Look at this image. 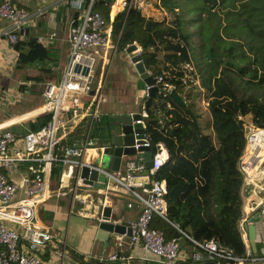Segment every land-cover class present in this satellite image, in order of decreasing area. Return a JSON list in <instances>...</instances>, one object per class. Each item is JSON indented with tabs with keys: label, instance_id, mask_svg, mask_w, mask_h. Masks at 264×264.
I'll return each instance as SVG.
<instances>
[{
	"label": "trees",
	"instance_id": "obj_1",
	"mask_svg": "<svg viewBox=\"0 0 264 264\" xmlns=\"http://www.w3.org/2000/svg\"><path fill=\"white\" fill-rule=\"evenodd\" d=\"M154 5L173 14L169 24L151 23L140 9L129 8L127 25L116 40L118 50L136 42L145 69L170 83L183 99L175 101L167 90L142 99L149 145L154 150L162 142L167 151L151 175L164 181L165 218L154 215L150 224L165 238L202 242L214 237L243 255L237 228L242 182L237 160L245 142L242 122L264 126V0H154ZM108 7L93 3L105 18ZM122 16L117 12L113 17V37L114 21ZM13 46L17 66L51 56L34 39H17ZM49 117V112L39 113L27 121V130ZM107 123L104 115L93 123L90 135L97 144L109 133ZM80 134L78 126L59 143L68 144ZM21 165L27 170V163ZM59 169L60 161L52 163L50 176ZM184 259L181 264L190 258ZM214 263L205 257L197 261ZM89 264L113 263L92 259Z\"/></svg>",
	"mask_w": 264,
	"mask_h": 264
},
{
	"label": "built area",
	"instance_id": "obj_2",
	"mask_svg": "<svg viewBox=\"0 0 264 264\" xmlns=\"http://www.w3.org/2000/svg\"><path fill=\"white\" fill-rule=\"evenodd\" d=\"M94 1L70 0L76 15L67 27V60L58 80L43 82L41 103L37 108L40 113L49 112L50 117L38 128L22 133L0 127V264H44L40 249L53 237L47 228L38 224V205L47 193L45 175L56 161L72 164L78 175V168L82 164L92 166L103 153L104 146L97 144L90 135L92 122L100 116V103L105 100V71L97 64L95 51L102 58L106 52L113 53L128 9L137 8L145 14V7L150 4L147 0H113L105 18L93 8ZM117 12H123L122 23L113 37L112 21ZM0 18L7 21L0 32L5 34L8 42L14 43L18 37L17 31L29 20V11L14 5L11 0H0ZM94 47L96 50L92 49ZM136 49L138 51V45ZM75 65L78 66L77 70L74 69ZM155 81L157 85L161 82L162 86L158 87L162 90L172 88L160 76H155ZM145 114L144 109L140 110V120ZM242 125L247 127V131L244 132L245 142L237 167L242 173V181H248L253 190L257 187L254 180L264 174V126L251 121L242 122ZM78 126H81V134L71 140L74 143H59ZM139 144L150 147L145 134L134 147ZM155 145L154 150L150 147L151 164L144 176L145 182L137 183L140 191L133 189L135 185L131 182V177L136 174L134 170L143 168L140 155L135 160L127 161L122 175H112L114 182L127 187L140 202L139 213L128 222L129 234L125 243L128 247L139 246L157 260L170 262L180 257L178 238H165L160 228L150 224L154 215L165 218L164 181L151 175L167 157V151L162 142ZM93 155L97 157L87 159ZM20 163H27V171L21 173L19 182H15L10 174ZM105 174L110 175L107 171ZM258 210L264 216V206ZM245 220L243 215L237 220V228L244 241L243 255L236 254L217 238L211 237L202 242L189 238L192 247L185 256L196 262L205 257L214 260V264L220 261L223 264H254L257 260H264V235L255 239V251L251 254L246 243ZM116 237V241L121 240ZM108 258L120 256L111 253Z\"/></svg>",
	"mask_w": 264,
	"mask_h": 264
},
{
	"label": "crops",
	"instance_id": "obj_3",
	"mask_svg": "<svg viewBox=\"0 0 264 264\" xmlns=\"http://www.w3.org/2000/svg\"><path fill=\"white\" fill-rule=\"evenodd\" d=\"M11 2L29 11V20L17 31V39H34L51 51L49 59L17 66V51L13 46L16 41L8 42L5 34L0 32V127L22 133L27 130V121L33 120L40 113L37 108L41 103L40 91L43 82L56 81L61 75L62 67L67 60V27L74 19L76 11L70 0H11ZM110 17L111 15L109 19ZM6 22L0 18V29L7 24ZM92 49L96 50L95 47ZM95 52L97 64L105 71L104 77L108 82L104 88L105 100L100 103V115L106 117L109 130L112 128L111 121L119 113H139L142 110L145 83L138 76L123 49L116 57L114 52H106L103 58L102 55L98 56L97 50ZM98 52L101 53L100 49ZM107 137L102 140L101 145ZM72 143L74 141L68 144ZM138 155L136 154L134 160ZM95 156L87 159L91 160ZM21 164L10 174V178L15 182H19L21 173L27 171L22 169ZM125 169L126 163L121 165L120 172L109 173L119 176ZM141 170H134L136 174L131 177V182L135 185L132 188L136 191H140L137 183L143 184L146 179L144 177L146 175L140 174ZM45 178L47 193L38 205V224L47 228L53 237L40 249L44 264H89L92 259L113 264H181L187 257L185 255L191 249L192 243L183 236L177 237L180 257L170 262L157 260L139 246L128 247L125 243L126 234H110L106 239L95 237L99 216L97 194H100L103 203L111 205L120 219L129 222L139 213L140 202L127 187L107 181L105 188L92 189L81 182L72 164L62 162L57 174L50 176L47 173ZM254 181H257V187L253 190L248 181H242L240 185L241 215L246 218L245 222L255 212L262 215L258 209L264 206V174ZM254 225L255 239L262 238L264 216ZM116 236L121 240L116 241L118 239ZM248 250L253 253L249 246ZM111 253L117 254L120 258H108ZM183 264L197 262L189 259ZM254 264H264V260H257Z\"/></svg>",
	"mask_w": 264,
	"mask_h": 264
},
{
	"label": "water",
	"instance_id": "obj_4",
	"mask_svg": "<svg viewBox=\"0 0 264 264\" xmlns=\"http://www.w3.org/2000/svg\"><path fill=\"white\" fill-rule=\"evenodd\" d=\"M110 4L113 0H96ZM128 20L123 23L121 20H115V27H119L122 23V28H125ZM26 31H23L25 33ZM34 38V37H33ZM137 44L131 42L127 44L123 50L132 63L135 71L142 81L147 85L145 96H154L156 91H161L155 81V76L151 75L144 67L139 51H137ZM75 65L74 69L77 70ZM85 72V68L82 69ZM169 95L177 102L183 103V99L175 92L173 88L168 90ZM112 128L109 129V136L103 144V153L100 158L93 163L92 166L84 163L78 168V176L82 183L86 184L92 189L105 188L106 182H114L113 173L106 175L107 172H120L122 164L127 163L133 154H139L142 158L141 175L147 174V168L151 164V149L149 146L137 145L144 137V127L138 112H124L119 113L113 121H111ZM243 131H247V127H243ZM136 156V155H135ZM99 202V216L96 222L97 229L95 237L98 239H106L110 234H129L128 221L120 219L115 210L110 204L103 203L100 194L96 195ZM263 215L258 212L250 215L244 223L246 230V241L252 251H255V225L258 219H262Z\"/></svg>",
	"mask_w": 264,
	"mask_h": 264
},
{
	"label": "rangeland",
	"instance_id": "obj_5",
	"mask_svg": "<svg viewBox=\"0 0 264 264\" xmlns=\"http://www.w3.org/2000/svg\"><path fill=\"white\" fill-rule=\"evenodd\" d=\"M147 3H149L150 5H149V7H147V6L145 7V10H147V13H145V16H146V18H148L150 20L151 23H152V21H154L155 23H158V24H166V25L169 24L170 20L173 17V14L171 12L167 11L165 8H163L161 6L156 7L154 5V0H147ZM119 51L120 50H117L116 52H114L115 57L118 55ZM138 51H139V49H138ZM107 83L108 82L105 80L104 88L108 85ZM40 101H41V98H40ZM135 155L136 154L131 155L130 158L134 159Z\"/></svg>",
	"mask_w": 264,
	"mask_h": 264
},
{
	"label": "bare ground",
	"instance_id": "obj_6",
	"mask_svg": "<svg viewBox=\"0 0 264 264\" xmlns=\"http://www.w3.org/2000/svg\"><path fill=\"white\" fill-rule=\"evenodd\" d=\"M113 7H114V8L116 7V2L113 3Z\"/></svg>",
	"mask_w": 264,
	"mask_h": 264
}]
</instances>
